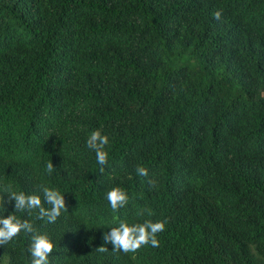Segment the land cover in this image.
<instances>
[{"label":"trees","instance_id":"1","mask_svg":"<svg viewBox=\"0 0 264 264\" xmlns=\"http://www.w3.org/2000/svg\"><path fill=\"white\" fill-rule=\"evenodd\" d=\"M0 182L64 195L54 223L15 213L49 264H264V0H0ZM119 219L166 221L159 247L113 251ZM30 244H0V264H31Z\"/></svg>","mask_w":264,"mask_h":264},{"label":"clouds","instance_id":"2","mask_svg":"<svg viewBox=\"0 0 264 264\" xmlns=\"http://www.w3.org/2000/svg\"><path fill=\"white\" fill-rule=\"evenodd\" d=\"M216 19L221 16L220 11L214 13ZM108 137L102 134L100 129L90 133L87 139V147L94 150L96 161L100 171H104V166L108 163L109 153L105 150L108 144ZM55 170L51 161L46 165V171L51 174ZM136 173L141 177H148V170L142 165H138ZM149 186H155V180H147ZM4 194H7L6 197ZM43 197V200L41 199ZM106 198L113 212L124 207L129 200L127 192L119 186L112 187L106 194ZM14 201V210L7 216L2 215L6 211V203ZM47 204L49 207H45ZM38 209L37 219H46L48 223H54L62 212H68L64 195L55 188L46 185H39L38 193L25 194L23 191H16L10 183L0 182V244H7L17 237L21 232L31 234V244L29 251L32 256L31 264H49L48 257L53 252L55 244L47 233L37 230L32 222L21 219L15 213L28 212ZM149 216L152 212H147ZM144 210L137 212V216H143ZM166 221L151 219L144 220L143 223H129L127 220L119 219L118 225L111 227L110 231L103 235L104 243L111 242L113 251H122L125 254L135 253L142 246L151 245L159 247L158 233L163 232ZM101 253L107 252L108 248L101 245L97 248Z\"/></svg>","mask_w":264,"mask_h":264}]
</instances>
